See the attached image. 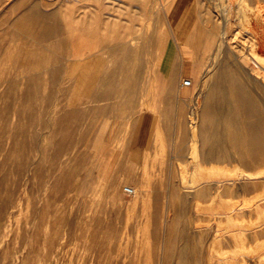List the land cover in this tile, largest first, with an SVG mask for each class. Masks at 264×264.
Here are the masks:
<instances>
[{
    "label": "rangeland",
    "instance_id": "rangeland-1",
    "mask_svg": "<svg viewBox=\"0 0 264 264\" xmlns=\"http://www.w3.org/2000/svg\"><path fill=\"white\" fill-rule=\"evenodd\" d=\"M45 1L0 0V264H264V156L252 157L247 146L252 137L248 125L264 120V72L248 57L253 48L264 56V22L257 23L255 18L256 7H263L264 0H248L252 6L243 0H202L203 4L212 1L201 8L211 23L202 26L199 37L207 27L218 24L217 5H222L226 15L220 17L222 25L214 43L220 41L226 17L232 16L231 30L226 28L227 43L246 61V65H240L230 60L237 70L231 78L243 89L222 90L218 97L226 102L228 113L225 111L221 119L211 116L220 124L214 132L221 127L217 131L218 165L225 168L222 165L218 169L201 165L198 133L194 136L196 151L188 153V159L180 160L177 150L182 143H189V120L197 111L193 103L199 108L204 95L201 93L198 99V87H207V65L195 90H190L194 95L187 109L179 108V123L185 127L157 128L151 150L139 152L132 146L133 119L138 110L155 112L158 97H140L152 98L153 105L147 108L142 102L133 112L130 104L122 105L123 101L137 98L126 95L129 88V92L141 93L148 87L174 85L169 89L172 98L182 88V81L175 77L178 71L171 72L174 59L168 57L160 65L152 56L157 43H166L167 36L171 55L179 52L176 43L182 44L179 36L191 14L198 10L196 0H187L186 8L181 10L183 0ZM34 9L43 13L39 18L43 25L36 22L40 20ZM28 15L36 19L32 21ZM249 15L252 25L244 26ZM194 17L197 19V14ZM25 22L30 26L23 24L28 26L21 29ZM17 24L19 29L15 28ZM27 27L33 30L32 35L38 34L31 35L32 42ZM20 29L28 33L24 36L28 41L20 37L24 35ZM48 30V37H42ZM122 47L139 50L126 75L135 72L137 76L131 75L134 78L127 79L131 81L128 84L123 82L126 63ZM116 48L119 51L113 53ZM188 48L183 49L193 51ZM46 66L56 74H43L41 68ZM115 67L120 68L116 74L112 73ZM153 68L160 69L155 77ZM107 84L109 89L112 87L113 92L107 89L111 95L104 91ZM237 99L251 103L252 112L239 106ZM164 131L173 134L169 137ZM253 138L264 140L262 126L256 128ZM168 143L174 144L176 152H170ZM186 148L190 152V145ZM236 165L240 168L234 169ZM243 173L245 179L241 177ZM127 187L133 188L135 195H126ZM176 234L184 241L178 240ZM238 236H244V251L237 244ZM215 239L220 245L213 252ZM192 244L196 245L195 253ZM188 257L194 262L192 259L187 263Z\"/></svg>",
    "mask_w": 264,
    "mask_h": 264
},
{
    "label": "bare ground",
    "instance_id": "bare-ground-1",
    "mask_svg": "<svg viewBox=\"0 0 264 264\" xmlns=\"http://www.w3.org/2000/svg\"><path fill=\"white\" fill-rule=\"evenodd\" d=\"M45 1V0H44ZM156 0H153V1H151V2H155ZM197 1V5H196V7L195 8H198V10H195L192 14H191V16L189 17V19L187 20V22H186V25H185V27H184V29L182 30V34L179 36V38L182 40V45L183 46H189V48H192L193 49V51H191V52H189L187 49H183L182 47V45L180 44V43H176V44H178L177 45V47H179L180 49H179V52L174 56H172L171 55V51H170V48H171V43H170V38L167 36V42L166 43H157V46H156V51H155V54L152 56L154 59V61H155V63H159L160 65L161 64H163V62H164V59H167L168 57H171V58H173L174 59V61H173V68H172V70H171V72H172V74L174 73L175 74V72H176V74H178L179 73V75L178 76H175V77H178V80L179 81H182V87H184V88H187V89H189V90H187V91H190V90H195V88H196V83L197 82H200L198 79H201L200 78V76L202 75V73H204L205 71H207V73H205V76H204V79L205 80H207V81H205V83L207 82V87H205V83H203L202 85H204V87L205 88H202V89H199V87H198V99L200 98V94L202 93V94H204V95H202V98L203 99H207V94L211 91V90H216L218 93H220L221 94V92H222V90H224V89H228V90H234V91H238V89L239 90H242L243 89V86H240L238 83H236L235 81H233L232 80V78H231V76H232V73H234V72H236L237 70H236V67L232 64V63H230V60L233 58L238 64H240V65H246L245 63H246V61L245 60H242V58H241V56L240 55H237V54H235L234 52H232V48H231V46H230V44L229 43H227V33H228V31H227V29L226 28H228L229 29V31L231 30L230 28H231V19L233 18L232 16L230 17V16H228V17H226L227 18V21H225V23H224V26H225V29L222 31V33L223 34H221V36H219V38H220V41H219V43H217V45L214 43L215 42V38L218 36L217 35V32H218V27H219V25H222V23H220L219 21H220V17H224L226 14H225V12H223L221 9H222V5H220V4H218V5H220V6H218L217 5V8L219 7V10H220V15H219V18L216 20L217 21V23L218 24H215V26H213V28H206L205 30H206V33L205 34H201V38L199 37V35H200V33L201 32H203L202 31V26L204 25V24H206V23H211V18L210 17H206V12H203L202 10H201V8L203 7V5L207 2H205L204 4H203V1L202 0H196ZM210 1V0H209ZM208 1V2H209ZM213 1V0H212ZM211 1V2H212ZM217 1V0H216ZM247 1L248 0H243V3H247ZM255 1V0H254ZM258 1V0H257ZM46 2V1H45ZM61 2V1H60ZM169 1H167V6H171L170 4H172V3H168ZM207 2V3H208ZM210 2V3H211ZM256 2V1H255ZM259 2V1H258ZM257 2V3H258ZM52 4L54 3V2H51ZM68 3V2H67ZM73 3V2H72ZM210 3H208L209 5H210ZM218 3V2H217ZM216 3V4H217ZM243 3H240V5L241 4H243ZM262 3V2H261ZM261 3H259V4H261ZM207 4V5H208ZM247 4H249L250 6H252L250 3H247ZM255 4V3H254ZM259 4H257V5H259ZM60 5V4H59ZM159 5V4H158ZM209 5L207 6V10H208V7H209ZM214 6H216L215 5V3L213 4ZM263 5V4H262ZM49 6H51V5H49ZM48 6V7H49ZM242 6V5H241ZM157 7H159V6H157ZM263 7H264V5H263ZM263 7L262 6H257L256 8H257V14H256V21H257V23L258 22H260L261 20H263V22H264V9H263ZM29 8V7H28ZM64 8V7H63ZM85 8V7H84ZM204 8V7H203ZM212 8H214V7H212ZM216 8V7H215ZM71 9V8H70ZM210 9V8H209ZM241 9V8H240ZM33 10V9H32ZM31 10V11H32ZM35 10V15L37 14L38 16H37V19H39V18H41L42 19V15L41 14H43L41 11H39L40 13H37L36 12V9H34ZM206 10V9H205ZM206 10V11H207ZM28 11H30V10H28ZM214 11V10H213ZM215 11H217V10H215ZM33 12V11H32ZM76 12V11H75ZM167 13L166 14H169V16H170V11H166ZM211 13H212V11H210ZM219 12V11H218ZM22 13H25V12H22ZM21 13V14H22ZM205 13V14H204ZM210 13V14H211ZM239 13V12H238ZM20 14V16H22ZM29 14V13H28ZM49 13H46V15H48ZM51 14V13H50ZM55 14H57V13H55ZM58 14H59V12H58ZM67 14V13H66ZM197 14V16H198V18L197 19H195L196 17H194L195 15ZM25 15V14H24ZM27 15V14H26ZM25 15V16H26ZM30 15V14H29ZM29 15H28V18H31V19H33L32 21H34L35 19H36V17L34 18L32 15H31V17H29ZM208 15V14H207ZM213 15V14H212ZM240 15H241V13H240ZM239 15V16H240ZM25 16H23V17H25ZM52 16V15H51ZM58 16V15H57ZM242 16H243V14H242ZM241 16V17H242ZM49 17V16H48ZM56 17V16H55ZM59 17V16H58ZM217 17V16H216ZM22 18V17H21ZM20 18V19H21ZM45 18V17H44ZM51 18H53V17H51ZM245 18V17H244ZM27 18L25 17L23 20H26ZM30 19V20H31ZM157 19H158V17H157ZM246 19V18H245ZM244 19V23H242V24H244V26H251L252 25V22H251V18H250V15L248 16V19L247 20H245ZM40 20V19H39ZM55 20V19H54ZM59 19H57V24H58V22L60 21H58ZM82 20V19H81ZM215 20V19H214ZM213 20V21H214ZM241 20H242V22H243V19L241 18ZM48 21V20H47ZM46 21V22H47ZM52 20H50V22H51ZM56 21V20H55ZM158 21V20H157ZM229 21V22H228ZM17 22V21H16ZM20 22V21H19ZM27 22H28V19H27ZM27 22H25V23H22L21 25H22V27L23 28H21V29H24L26 26H28L29 24L27 23ZM37 23H39V22H41L42 23V25H43V22H42V20H40V21H36ZM36 22H34V23H36ZM45 22V23H46ZM49 22V21H48ZM33 23V24H34ZM74 23H76V22H74ZM19 24V23H18ZM18 24L17 25H15L16 27L15 28H17V26H18ZM23 24H28V25H26L25 27L23 26ZM33 24L31 23V25L33 26ZM47 24V23H46ZM56 24V23H55ZM56 24V25H57ZM60 24V23H59ZM58 24V25H59ZM213 24V23H212ZM39 25V24H38ZM50 25V24H49ZM61 25V24H60ZM78 25V24H77ZM210 25V24H209ZM30 26V25H29ZM201 26V27H200ZM19 27L20 26H18V29H19ZM42 27V26H41ZM58 27V26H57ZM56 27V28H57ZM30 28V27H29ZM28 27L25 29L26 30V32H27V30H29L28 32H30V37H28V39L30 38V42H32L33 41V38H32V40H31V35H32V31H30V29H29ZM172 28V27H171ZM170 28V29H171ZM244 28V27H243ZM20 29V30H21ZM36 30H37V28H35ZM53 29H54V27H53ZM75 29H76V27H75ZM246 29V28H245ZM244 29V30H245ZM58 31H61L62 32V30L60 29H57ZM22 31V30H21ZM39 31V30H38ZM49 31L50 30H48V31H46L45 33H43V34H41L42 35V37H48V33H49ZM52 31H54V30H52ZM78 31V30H77ZM19 32L20 31H18V34H19ZM22 32H24V30L22 31ZM21 32V33H22ZM40 32V31H39ZM71 32H74V30L72 29V31ZM15 33H17V31H15ZM20 33V34H21ZM57 33V32H56ZM55 33V34H56ZM60 33V32H59ZM64 33V32H63ZM77 33V32H76ZM19 34V35H20ZM22 34H24L23 36H20L21 38L23 37L24 38V36H25V34H28V33H22ZM37 34V33H36ZM36 34H33L34 36H36ZM82 34V33H81ZM33 35H32V37H33ZM38 35V34H37ZM15 36V35H14ZM17 36V35H16ZM19 37V36H18ZM51 37V36H50ZM55 36H52V38L51 39H56V38H54ZM175 37V36H174ZM20 38V39H21ZM22 38V39H23ZM25 40L24 41H28V39L27 38H24ZM63 39V38H62ZM176 39V38H175ZM36 40V39H35ZM42 40V39H41ZM57 41V40H56ZM59 41H60V38H59ZM58 41V42H59ZM62 41V40H61ZM60 41V42H61ZM29 42V43H30ZM35 42V41H34ZM38 42V41H37ZM50 42V41H49ZM59 42V43H60ZM72 42H73V40H72ZM180 42V41H179ZM28 43V42H27ZM61 43H63V41L61 42ZM185 43V44H184ZM118 44V43H117ZM122 44V43H121ZM36 46H37V44H35ZM68 45V44H67ZM129 45H132V43H129ZM216 45V46H215ZM42 46V45H41ZM43 46H44V44H43ZM119 46V45H118ZM51 47V46H50ZM108 47V46H107ZM112 47V46H111ZM252 47V46H251ZM54 48V47H53ZM65 48V47H64ZM68 48V47H67ZM109 48V47H108ZM118 48V47H117ZM117 48L116 49H113V53H116V51H119V50H117ZM126 48V47H125ZM124 47H122L121 48V52H122V54H123V57H125V65H123L124 67H123V75H124V78H126V79H124L125 81H123L124 83H127L128 84V81H130V80H127V79H130V78H134L133 76H137V74H135V72L133 73V74H129L128 76H126L127 75V73L130 71V66H131V64L136 60L135 59V57H136V54H137V57H138V54L139 53H136L135 51H137V52H139V50H137V49H135V51H134V49L133 48H130V49H125ZM135 48V47H134ZM186 48H188V47H186ZM188 48V49H189ZM254 49V48H253ZM251 50V53L248 55V57H249V59L253 62V64L254 65H256V67H258V69H260L261 71H263L264 72V56H261L259 53H258V50H257V52L256 51H254V50ZM55 51V50H54ZM158 51H159V53H158ZM176 52V51H175ZM75 53H76V51H75ZM51 54H52V52H51ZM12 55H14V54H12ZM53 55V54H52ZM54 55H56V53L54 54ZM41 56V55H40ZM19 57V56H18ZM35 57V56H34ZM50 57V59H51V55L49 56ZM56 57V56H55ZM20 58V57H19ZM48 58V57H47ZM57 58V57H56ZM56 58H55V60H56ZM17 59V58H16ZM40 59V58H39ZM50 59L49 60H47L48 62H50ZM44 60V59H43ZM45 60V61H46ZM58 60V59H57ZM56 60V61H57ZM67 60V59H66ZM123 60V59H122ZM25 61V60H24ZM39 61H41L42 62V58H41V60H39ZM39 61H38V63H39ZM44 61V62H45ZM55 61V64H58L57 62ZM83 61V60H82ZM123 61V62H124ZM140 61H141V59L139 60V58H137V61H136V63L138 62V64H140ZM188 61H192V70H193V73H194V79H192V87H185L184 85H183V82L185 81V80H182V68L184 67V69H185V67L187 66V63H188ZM23 62V61H22ZM26 62V61H25ZM27 63V62H26ZM119 62H117V64H118ZM135 63V62H134ZM23 64V63H22ZM137 64V65H138ZM54 65V64H53ZM119 65V64H118ZM118 65H117V67H118ZM152 65V64H151ZM208 66V70H205L204 72H203V70H204V67L205 66ZM213 65L215 66V68L213 67ZM239 65V66H240ZM23 66V65H22ZM38 66V65H37ZM57 66V65H56ZM74 66V65H73ZM155 66V65H154ZM159 66V65H158ZM189 66V65H188ZM237 67H238V65H236ZM66 67H67V65H66ZM117 67H115V69H114V71L112 72V73H114L115 72V74L118 72V70H120V68H117ZM134 67H136L135 66V64H134ZM157 67V66H156ZM163 67V66H162ZM249 67V66H248ZM22 68V67H21ZM51 68L52 67H49V66H46L45 68H41V71H43V74L44 73H48L49 75H55L56 74V72H54V70L52 69V71H51ZM26 69V68H25ZM29 69H31V68H29ZM56 69H58V68H56ZM71 69V68H70ZM75 69V68H74ZM122 69V68H121ZM159 68H156V70H155V68H153L152 70H151V72H152V74L154 75V77H155V75L158 73V71L160 70H158ZM27 70V69H26ZM59 70V69H58ZM132 70V69H131ZM170 70V67H168L167 68V72ZM255 70V69H254ZM134 71H138L136 68L134 69ZM177 71H178V73H177ZM242 71V70H241ZM62 72V71H61ZM30 73V72H29ZM106 73V72H105ZM137 73V72H136ZM141 73V71H139L138 72V74H140ZM245 73H247V72H245ZM244 73V74H245ZM122 74V73H121ZM135 74V75H134ZM251 73H249V75H250ZM46 75V74H45ZM58 75H61L59 72H58ZM112 75V74H111ZM110 75V76H111ZM131 75H133V76H131ZM152 75V76H153ZM204 75V74H203ZM248 75V74H247ZM252 75V74H251ZM110 76H108V77H110ZM115 76V75H114ZM135 76V77H136ZM244 76V75H243ZM104 77V76H103ZM107 77V78H108ZM113 77V76H112ZM111 77V78H112ZM160 77H161V75H160ZM202 77V76H201ZM254 77V76H253ZM260 77V76H259ZM259 77H257V79H260ZM52 78V77H51ZM162 78H164V76L162 77ZM162 78H161V80H162ZM251 78V77H250ZM21 79V78H20ZM34 79H37V77L35 78L34 77ZM109 80H110V78H108ZM107 79V80H108ZM121 79H123V77L121 78ZM197 79V80H196ZM203 79V78H202ZM203 79V80H204ZM42 80V79H41ZM101 80H103V78L101 79ZM106 80V81H107ZM114 80V79H113ZM135 80V79H134ZM134 80H132V81H134ZM175 80V79H174ZM248 80H249V78H248ZM36 81V80H35ZM52 81V80H51ZM80 81V80H79ZM78 81V82H79ZM105 81V83H107ZM111 81V80H110ZM109 81V84L111 83V86L113 85L112 84V82H110ZM119 81V80H118ZM121 81V80H120ZM121 81V83H123ZM166 81H167V78H166ZM177 81V80H176ZM254 81V80H253ZM38 82V81H37ZM81 82V81H80ZM131 82V81H130ZM129 82V83H130ZM162 82V81H161ZM203 82V81H202ZM120 83V84H121ZM123 83V84H124ZM168 83V82H167ZM176 83V82H175ZM35 84V83H34ZM50 84V83H49ZM82 84V83H81ZM80 84V85H81ZM97 84V83H96ZM102 84L104 85V81L102 82ZM109 84H107V86L106 87H108L109 86ZM123 84H122V86H123ZM78 85V84H77ZM106 85V84H105ZM162 85V84H161ZM165 85V84H164ZM8 86V85H7ZM73 86V85H72ZM122 86H119V89H120V87H122ZM171 86V85H170ZM170 86H163V88H166V89H173V87H174V85L172 86V87H170ZM180 86V85H179ZM105 87V90H104V87H103V90L104 91H106L107 89H109V87L108 88H106ZM161 87V86H160ZM201 87H203V86H201ZM84 88V87H83ZM124 88V87H123ZM155 88H158V87H155ZM178 88V87H177ZM102 89V88H101ZM112 89V87L109 89V90H111ZM114 89V88H113ZM122 89V88H121ZM120 89V90H121ZM130 89V88H129ZM128 89V90H129ZM182 89V88H181ZM181 89L179 90V92L178 93H180L181 92ZM109 90H107V92H109L108 94H112V93H110V91ZM127 90V89H126ZM127 90V92H129ZM161 90V89H160ZM178 90V89H177ZM112 92H113V90H111ZM117 91H118V89H117ZM116 91V92H117ZM163 91V90H162ZM171 91V90H170ZM106 92V93H107ZM134 92V91H133ZM164 92V91H163ZM239 92V91H238ZM130 93V92H129ZM241 93V92H240ZM130 95V94H129ZM217 95V94H216ZM216 95H215V97H216ZM224 95V94H223ZM34 96V95H33ZM248 96V95H247ZM32 97V96H31ZM102 97V96H101ZM119 97V96H118ZM33 98V97H32ZM116 98V97H115ZM114 98V99H115ZM202 98H201V101H202ZM192 99V98H191ZM209 99V98H208ZM221 99H223L222 97H218V98H216V101L214 102V106L213 107H211L210 105H208L207 103H206V101L204 100V102L202 101L201 102V104H200V107L199 108H197V106L195 105L196 104V102H192L193 103V109H196L197 111H193V115H195V118L193 117V118H191V120H189V122H190V129H191V131H190V140H189V145H190V154H192L193 153V150H195V148H194V146H195V144H197L196 143V140L194 139L195 137V135H196V133H198V135H199V147H200V145H201V132H202V130H203V126H204V120H208V119H210L211 118V116H215L216 117V119H221L222 117H223V113L225 114L226 112L228 113V107H227V104H225V103H223V100H221ZM183 100V99H182ZM195 100L197 101V99L195 98ZM224 100H225V98H224ZM113 101V100H112ZM184 101V100H183ZM192 101V100H191ZM237 101L239 102V106H242V107H244L245 108V110L248 108V110L247 111H250V112H252V109H253V107H252V105H251V103H249V102H244V103H242L239 99H237ZM120 105V104H119ZM237 105V104H236ZM181 107V106H180ZM214 108V109H213ZM264 108V107H263ZM191 110V109H190ZM226 111V112H225ZM115 113V112H114ZM192 114V113H191ZM71 116V115H70ZM77 116V115H76ZM192 117V116H191ZM102 118H103V115H102ZM190 118V117H189ZM216 119H214V120H216ZM90 120V119H89ZM113 120V119H112ZM192 120H195V122L193 123L192 122ZM114 122V121H113ZM259 124V125H258ZM253 123V124H249L248 125V130H249V135H251L252 137L250 138V140H248L247 142V146H248V150H249V152H250V154H251V156L252 157H254V156H257V157H261V156H264V140L262 139V140H257V139H254L253 138V136L254 135H256V128L257 127H261L262 126V129L264 130V120L261 122V123ZM216 125V124H215ZM70 126V125H69ZM69 126H68V128H69ZM219 126H220V124H219ZM215 128H217L216 126H215ZM85 129V128H84ZM111 129V128H110ZM219 129H221V127L220 128H218V130ZM223 129V128H222ZM217 130V131H218ZM214 131V130H213ZM217 131H216V135L215 136H217L218 135V133H217ZM91 132V131H90ZM107 132H108V130H107ZM110 132V131H109ZM219 132V131H218ZM212 133V132H211ZM209 134V133H208ZM221 135H223V133L222 134H220V136ZM213 136H214V134H213ZM219 136V135H218ZM225 136V135H224ZM222 137V136H221ZM225 138V137H224ZM223 139V138H222ZM220 140V139H219ZM88 142V141H87ZM216 142V141H215ZM212 143H214V141L212 142ZM219 143H220V141H219ZM85 144V143H84ZM102 146V145H101ZM213 147V146H212ZM101 148V147H100ZM207 150V149H206ZM196 151V150H195ZM208 152H210V151H208ZM212 152V151H211ZM213 152H215V151H213ZM113 153V152H112ZM190 154H189V156H190ZM198 155V154H197ZM209 155H211V158H212V153L210 154L209 153ZM141 157V156H140ZM194 157V156H193ZM190 158V157H189ZM209 158V157H208ZM219 159H220V157H219ZM218 159V160H219ZM197 161V160H196ZM206 162V161H205ZM210 163H212V161H210ZM232 164H235V163H232ZM223 165V164H222ZM222 165L220 166V165H218V166H216V165H212V164H210V165H207L208 166V169H209V167L210 168H223L224 167V165H223V167H222ZM226 165V164H225ZM206 166V167H207ZM220 166V167H219ZM76 167V166H75ZM203 167H205V166H203ZM227 167V166H226ZM225 168V167H224ZM234 168V167H233ZM238 168H240L239 166H235V168L234 169H238ZM227 169H228V167H227ZM262 169V168H261ZM222 170V169H221ZM229 170V169H228ZM211 171V170H210ZM237 171H240V170H237ZM242 171H243V169H242ZM258 171V170H257ZM212 172V171H211ZM224 172H225V170H224ZM243 172H245V171H243ZM128 173H129V171H128ZM250 173V172H249ZM212 174V173H211ZM219 174H221L220 172H219ZM222 174H223V172H222ZM246 174H248V173H246ZM128 175H131L132 176V173L131 174H128ZM134 175V174H133ZM254 175H261L260 173H257V174H254L253 173V176ZM130 176V177H131ZM157 176V175H156ZM252 175H251V177H253ZM212 177V176H211ZM241 177H244V179L247 177L246 175L244 176V173H243V175H241ZM125 178H126V173H125ZM129 178V177H128ZM127 178V179H128ZM255 178H257V177H255ZM203 179V178H202ZM254 179V178H253ZM151 180H153L152 178H151ZM116 183V182H115ZM110 186V185H109ZM112 186V185H111ZM114 188H115V186H113ZM241 187V186H240ZM239 187V188H240ZM215 188H216V186H215ZM242 188V187H241ZM108 189H109V187H108ZM218 189V188H217ZM115 190V189H114ZM155 190V189H154ZM180 190V189H179ZM112 191H113V189H112ZM135 191V190H134ZM216 191H218V190H216ZM110 193H111V191H109ZM242 192V191H241ZM109 193V194H110ZM135 193H136V191H135ZM180 193V192H179ZM178 193V194H179ZM113 194H114V192H113ZM181 194V193H180ZM185 194V193H184ZM187 194V193H186ZM191 194H192V192H191ZM135 195V194H134ZM256 195H258V197H259V194H256ZM114 196V195H113ZM189 196V195H188ZM184 197L185 196H183V199H184ZM214 197H217L216 195L214 196ZM114 198V197H113ZM168 198V197H167ZM166 198V199H167ZM148 199H149V197H148ZM182 199V198H181ZM151 200V199H150ZM149 200V201H150ZM182 201V200H181ZM185 202H186V199L184 200ZM193 201H195L194 199H193ZM199 201V200H198ZM240 201V200H239ZM243 201V200H242ZM247 201V200H246ZM115 202H116V199H115ZM212 202H213V199H212ZM215 202V201H214ZM257 202H258V200H257ZM182 203V202H181ZM184 203V202H183ZM189 203H191V201L189 202ZM197 203V202H196ZM199 203V202H198ZM245 203V202H244ZM248 203V202H247ZM185 204H187V203H185ZM184 204V205H185ZM177 205V204H176ZM192 205V204H191ZM237 205V204H236ZM244 205V204H243ZM190 206V205H189ZM181 207V206H180ZM234 207H235V205H234ZM239 207V206H238ZM166 208V207H165ZM169 208H171V207H169ZM168 208V209H169ZM186 209V207H183V209ZM187 208H190L191 209V207H187ZM241 208V207H240ZM243 208V207H242ZM177 209V208H176ZM247 209V208H246ZM179 210H181V209H179ZM178 210V211H179ZM187 210V212L189 211V209H186ZM186 210H184L185 212H186ZM200 209H198V211H199ZM183 211V210H182ZM183 211V212H184ZM191 211V210H190ZM198 211H196V212H198ZM247 211V210H246ZM238 212V211H237ZM166 213V212H165ZM170 213V212H169ZM187 215V214H186ZM178 216V215H177ZM164 217H166L165 215H164ZM184 217H185V215H184ZM182 218V219H185V218ZM133 218V217H132ZM177 218V217H176ZM175 218V219H176ZM181 219V220H182ZM188 219V218H187ZM96 221V220H95ZM184 221V220H183ZM233 221H236V220H233ZM237 223L239 222V221H236ZM164 223H165V220H164ZM181 223V222H180ZM184 223V222H183ZM186 223V222H185ZM81 224V223H80ZM202 224H205V223H202ZM239 224V223H238ZM244 224V223H243ZM191 225H193L192 224V222H191ZM109 226H111V225H109ZM201 226V225H200ZM205 226V225H204ZM241 226V225H240ZM202 227V226H201ZM208 227V226H207ZM243 227V226H242ZM241 227V228H242ZM110 228V227H109ZM180 228H182L181 227V224H180ZM165 229V228H164ZM163 229V231H166V229L164 230ZM179 229V228H178ZM108 228H107V232H108ZM112 230V229H111ZM110 230V231H111ZM182 230H184V229H182ZM243 230V229H242ZM216 231V230H215ZM180 232H181V229H180ZM179 232V233H180ZM218 232V231H217ZM217 232H215V233H217ZM165 233V232H164ZM236 233V232H235ZM235 233H233V234H235ZM240 233H241V231H240ZM108 234H110V232L108 233ZM186 234H188V233H186ZM219 234V233H218ZM237 235H238V232L236 233ZM106 235V234H105ZM105 235H104V237H105ZM178 234H176V237H178L177 236ZM180 235V234H179ZM240 235V234H239ZM249 235V234H248ZM183 236V235H182ZM189 236V235H188ZM109 237V236H108ZM108 237H106L107 239H108ZM112 237V236H111ZM163 237V236H162ZM190 237H192V236H190ZM189 237V238H190ZM204 237H205V235H204ZM218 237V236H217ZM239 237V236H238ZM246 237V236H245ZM179 238H181L182 239V242L184 241L183 239V237H178V240H179ZM210 238V237H209ZM214 238H216L215 236H214ZM213 238V239H214ZM235 238H237L236 236H235ZM234 238V239H235ZM247 238V237H246ZM117 239V238H116ZM120 239V238H119ZM180 239V240H181ZM205 238H203V240H204ZM221 239V238H220ZM110 240V239H109ZM188 240H190V239H188ZM219 240V239H218ZM217 239H215V241L213 242V245H212V247H213V252H216L215 250H217L218 249V245H220V243H219V241H218ZM187 241V240H186ZM194 242V237H193V239L191 240V242ZM178 242V241H177ZM181 242V243H182ZM188 242V241H187ZM190 242V241H189ZM108 243V242H107ZM244 243H245V239H244V236H240L239 237V239H238V245H239V248L241 249V251L243 250V249H245L244 248ZM119 244H120V242H119ZM163 246H164V244H162ZM191 245V244H190ZM189 245V246H190ZM192 246H193V244H192ZM194 246H196V245H194ZM194 246H193V249H194ZM107 247V246H106ZM178 247V246H177ZM212 247H211V249H212ZM188 248V247H187ZM189 248H191V247H189ZM195 249H196V247H195ZM195 249H194V251L192 252V250H190L192 253H195ZM162 251H164V250H162ZM244 251V250H243ZM149 253V252H148ZM218 253V252H217ZM126 254V253H125ZM175 254V253H174ZM132 255V254H131ZM188 255H190V253L188 254L187 253V255L186 256H188ZM157 256V255H156ZM172 256V255H171ZM181 256H182V253H181ZM133 257V256H132ZM136 257V256H135ZM149 257V256H148ZM151 257V256H150ZM149 257V258H150ZM162 257V256H161ZM129 258V257H128ZM171 258V257H170ZM189 258V257H188ZM192 258V257H191ZM193 258H194V256H193ZM192 258V259H193ZM125 259V258H124ZM123 259V260H124ZM129 259H132V258H129ZM129 259H128V261H129ZM192 259H187L188 260V262L187 263H189V260H192ZM136 260V259H135ZM158 260V259H157ZM209 260V259H208ZM148 261V260H147ZM146 261V262H147ZM165 261V260H164ZM182 261V260H181ZM192 262H194V259H193V261ZM191 262V263H192ZM138 263H139V261H138ZM171 263H173V262H171ZM26 264V263H25ZM132 264V263H131ZM151 264V263H150ZM202 264V263H201Z\"/></svg>",
    "mask_w": 264,
    "mask_h": 264
},
{
    "label": "crops",
    "instance_id": "crops-1",
    "mask_svg": "<svg viewBox=\"0 0 264 264\" xmlns=\"http://www.w3.org/2000/svg\"><path fill=\"white\" fill-rule=\"evenodd\" d=\"M186 2H187V0H183V2H181L179 10H181L185 6H187ZM260 46L261 45L259 44V47ZM184 47L186 48L189 46L186 45V46H183L182 48H184ZM191 65H192V61H188L185 69H184V67L182 68V80L194 79V73L191 69V67H192ZM187 90H188L187 88L182 87L181 92L177 93V95L173 98H172V95L170 93V90L163 88V87H158V88L148 87L147 89H145L144 92H141V93L135 92V91L133 92V90H131L130 93L129 92L126 93V95L130 94V96H136L137 97L136 99L135 98L131 99L130 102H129V100H126L125 103H124V101L122 102V105H125V106H127V104H130L131 112L135 111V108L136 109L140 108V104L142 102H146L147 108L153 105V104L151 105L152 98L144 100L140 97H144V96H147V97L157 96L158 97L156 99L157 104L155 105V107H156L155 112L149 111L150 109L147 111L138 110L137 114L135 115V117L133 119L135 121L133 123V129L134 130L132 133L131 143H132V146L134 147L135 150H137L139 152L140 151H146L149 148L151 150V148H152L151 146H153L152 140L154 139L155 134H156L155 131L159 127H162V129L185 127V124L183 122H182V124L179 123V121H180L179 117L180 116L178 115V113H179L180 106L182 107V109L183 108L187 109L189 102H190V99L194 95L192 92L187 91ZM178 92H179V90H178ZM215 95H216V97H215ZM219 95H220V93H218L215 89L211 90L207 94V96H208L207 99L205 100L202 98V101L204 102V100H205L207 104L209 103L208 105L213 107L214 102L216 101V98ZM153 101H154V99H153ZM199 101L201 104V102H202L201 98ZM204 121L205 122H204L203 130L201 132V142H200L201 145L199 147L200 160L203 161V162H201V165L205 166V167L207 165H210V164H212V165L214 164V165L218 166L219 140L217 139L218 135L215 136L216 132H214L213 129L215 128V126L219 127V125L217 123V120H214L211 118L208 120H204ZM164 134H166V135L168 134V136L170 137L173 133L171 134L170 131H164ZM213 134H214V136H213ZM213 141H214V143H212ZM182 144L177 149L179 151L178 158L180 160L188 159L189 148H186V147L189 145V143L184 142ZM168 148H169L170 152H176V147L174 146V144L171 145L168 143ZM208 151H210V152H208ZM213 151H215V152H213ZM182 152H184V155H182ZM209 153L210 154L212 153V158H211V155H209ZM171 158H174V156L171 155ZM210 161H212V163H210ZM181 164H182V162H181Z\"/></svg>",
    "mask_w": 264,
    "mask_h": 264
},
{
    "label": "built area",
    "instance_id": "built-area-1",
    "mask_svg": "<svg viewBox=\"0 0 264 264\" xmlns=\"http://www.w3.org/2000/svg\"><path fill=\"white\" fill-rule=\"evenodd\" d=\"M183 85H184L185 87H192V82H191L190 80H185V81L183 82ZM194 110H195V109H194ZM192 114H193V113H192ZM124 192H125V194L128 195V196H133V195L135 194L134 189H133V188H129V187L125 188Z\"/></svg>",
    "mask_w": 264,
    "mask_h": 264
}]
</instances>
